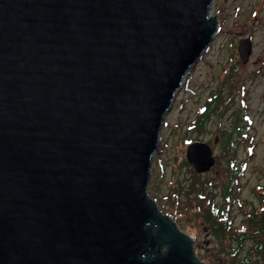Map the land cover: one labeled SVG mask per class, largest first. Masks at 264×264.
<instances>
[{"label": "water", "instance_id": "95a60500", "mask_svg": "<svg viewBox=\"0 0 264 264\" xmlns=\"http://www.w3.org/2000/svg\"><path fill=\"white\" fill-rule=\"evenodd\" d=\"M212 3L0 0V264H204L147 186ZM185 159L215 164L200 140Z\"/></svg>", "mask_w": 264, "mask_h": 264}, {"label": "rangeland", "instance_id": "374dc122", "mask_svg": "<svg viewBox=\"0 0 264 264\" xmlns=\"http://www.w3.org/2000/svg\"><path fill=\"white\" fill-rule=\"evenodd\" d=\"M211 11L218 19L217 31L209 47L190 69L171 110L164 117L159 152L152 159L147 186L148 195L161 209L171 212L179 228L191 236L199 235V239L203 236L202 219L194 214L195 210L186 209V214H182V209L198 198L191 196L196 187L189 186L181 192L179 212L170 207L165 197L170 188H175L177 181L196 178L202 182L211 181L212 185L205 186L204 194H208L210 189L214 190L216 200L221 201L218 203L224 204L221 191L226 180L223 175L225 163L214 165L209 171L192 177L188 167L181 166L191 137L207 142L215 157L219 156L222 153V131L226 133L235 127L236 112L242 109L249 121L246 126L242 123V132L246 137L239 135L236 138L239 143L235 141L230 146V154H233L236 165L245 162L239 178L228 190L231 199L228 215L233 216L235 223L244 218L252 206L261 205L258 194L264 185V0H213ZM243 37L252 39V53L245 64L239 60L236 50L237 41ZM230 67L232 69L229 71ZM227 72L232 76L226 82ZM223 84V94L226 95L216 108V114L206 122L205 129L200 133L194 132L190 127L192 119L203 109L211 93ZM240 86L245 87L246 95L241 94ZM201 187L196 188V192ZM199 241L202 243V240ZM248 248L249 241L246 242ZM200 256L203 262L208 261V256L202 251ZM252 257L254 263L264 264V256ZM218 259L215 256L214 264H219ZM222 264H231L230 259L224 258Z\"/></svg>", "mask_w": 264, "mask_h": 264}, {"label": "trees", "instance_id": "16d2710c", "mask_svg": "<svg viewBox=\"0 0 264 264\" xmlns=\"http://www.w3.org/2000/svg\"><path fill=\"white\" fill-rule=\"evenodd\" d=\"M231 69L232 67H230L228 70L230 71ZM228 72L225 75L226 76L225 79H227L226 82L229 81L232 76L231 74H228ZM224 86L225 85L223 84V86L220 89L212 92L210 97L206 99L203 109H201L197 117H194V119H192L193 121L190 124L191 130H193L196 133H200L203 129H205L206 122L210 120L213 115L216 114L215 113L216 108L218 107L219 103L222 102V100L224 99V96L226 95V94H223ZM239 89L242 95H246V89L244 86H240ZM242 101L245 102V100L243 99ZM245 108L246 107H244V109ZM235 122H236L235 127L232 130L226 133L225 131H222L223 133L222 145H221L222 153L219 156L215 157L216 165L225 163L224 165L225 167H223V175L225 176L226 180L225 182H223V191H221L222 192L221 195H222V198L224 199L225 204L220 206L221 203L220 204L215 203L216 194L213 193L214 190L212 191L210 189V191L207 193L211 194V197L208 199H205L206 206L204 207V210L211 211V215L209 214V216H207L208 219L223 217L224 215L222 214V211L224 208L225 209L228 208V211H229V209L231 208L229 200L231 199H230V194L228 193L229 192L228 190L230 189L231 185H233V182L239 178L243 168L245 167V162H243L241 165H236V160L234 159L233 154L232 155L230 154V146H232V144H234L235 141H238L239 143V140H236V138L237 137L239 138V135H241L244 138L246 137L245 135H243L244 133L242 132V123L244 122L246 126V123H249V121H248V118L245 117V113L242 112V109L236 112ZM198 139L199 138L191 137L188 143L191 141L198 140ZM181 166L182 167L187 166L190 174H192V177H196L199 175L194 172L191 165L187 163L185 159L182 161ZM206 185H212V182L211 181L202 182L201 180L196 179V178H190V179L186 178L185 181H181V180L177 181L175 183V188H170L168 195H166L165 197V200L169 201L171 208H174L175 211L177 210L179 212L178 209L181 208V204H180L181 192H183L189 186L192 188L194 187L198 188L199 186H202L199 192L197 193L198 198L195 201L196 204H194L193 206H190L189 204L185 206L186 209L194 210V207L196 205V209L200 211L201 207H198V203L204 200L203 198L199 197V195L204 194V188H206L205 187ZM258 201L260 202L261 205L256 206V207L252 206L249 212L245 214V217L249 219L246 226L250 228L249 232H251L253 235H258L262 233L263 232L262 229L264 228V185L261 186V191L258 194ZM161 210L164 213H167L171 217H173L170 214L171 212H168L164 209H161ZM226 217H229V215L227 214ZM212 224H215V222H212Z\"/></svg>", "mask_w": 264, "mask_h": 264}, {"label": "flooded vegetation", "instance_id": "af4514ba", "mask_svg": "<svg viewBox=\"0 0 264 264\" xmlns=\"http://www.w3.org/2000/svg\"><path fill=\"white\" fill-rule=\"evenodd\" d=\"M214 165L216 166V164ZM195 192L196 189L193 190V195L191 196L195 195L198 197L197 193L199 191ZM199 197L203 198L204 201L203 203H198V207H201L200 212L196 211L195 205L194 214H197L202 219L200 221L203 231L202 239H199V235L197 234L191 236L186 232L193 240V248L196 256L200 258L201 251L207 255L208 257L206 258L209 262H203L200 258L204 264H214L213 259L215 256L217 259L219 258V264L223 263L224 258L230 259L231 264H256L252 256H264V228L262 229L263 232L258 235L249 233L250 228L246 226L249 221L248 218L244 217L238 223H235L233 216L226 217L227 214H230L229 211L231 208L229 211L228 208L223 209V217L208 219L207 216L209 214L211 215V211L204 210V207L206 206L205 199L210 198L211 194H200ZM218 202L221 201L216 200L215 196V203ZM194 204H196L195 201L189 205L193 206ZM224 204L221 203L220 206ZM182 210L184 216L186 214V208ZM212 222H215V224H212ZM199 240H202V243ZM248 241L250 242V248L246 249V242Z\"/></svg>", "mask_w": 264, "mask_h": 264}]
</instances>
